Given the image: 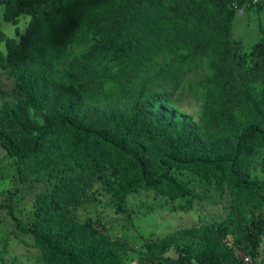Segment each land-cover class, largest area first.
Segmentation results:
<instances>
[{
	"label": "trees",
	"instance_id": "trees-1",
	"mask_svg": "<svg viewBox=\"0 0 264 264\" xmlns=\"http://www.w3.org/2000/svg\"><path fill=\"white\" fill-rule=\"evenodd\" d=\"M0 5L3 19L13 25L20 16L30 17L18 42L0 32L7 50L6 56L0 52V69L15 84L6 96L19 99L0 110V147L17 158L20 182L51 185L37 197L29 226L43 262L122 264L130 250L126 242L97 241L101 226L73 218L82 193L110 177L106 187L123 213L127 196L140 190L172 199L210 197L176 182L173 175L187 170L213 181L219 191L225 183L237 190L231 227L176 229L145 242L142 259L244 264L247 256L259 264L264 218L246 217L264 195V180L252 182L250 175L252 155L264 149V36L245 52L231 35L234 14L251 2L0 0ZM190 77L203 102L198 122L175 108ZM29 107L49 111L40 129L32 127ZM261 168L264 174V158ZM230 232L235 238L229 246L224 237ZM185 237L198 240L197 247L181 245ZM171 251L177 257L168 260Z\"/></svg>",
	"mask_w": 264,
	"mask_h": 264
},
{
	"label": "rangeland",
	"instance_id": "rangeland-1",
	"mask_svg": "<svg viewBox=\"0 0 264 264\" xmlns=\"http://www.w3.org/2000/svg\"><path fill=\"white\" fill-rule=\"evenodd\" d=\"M249 1L251 5L236 12L231 24V35L233 39L241 42L245 52H249L251 47L264 36V0ZM2 12L3 6L0 5V32L5 35V32L15 27L19 38L22 35L18 26L19 20L13 25L3 19ZM19 18L23 19L27 28L30 17L25 15ZM4 50V43L0 42V52L3 56H5ZM195 80V77H190L184 83L175 108L179 114L189 116L193 122H198L203 102L200 98V89L195 87ZM14 86L13 77L6 69H0V110L11 108L19 102V99L6 96ZM47 114H49L47 109L36 111L29 107L28 117L32 127L40 129ZM238 119L241 124L245 123L243 118ZM251 158V181H263L261 161L264 158V149L256 151ZM16 160V157L9 156L0 147V251L5 250V254L0 256V264H45L40 250L32 245L33 238L29 226L33 219L32 213L37 197L48 194L51 185L34 181L20 182ZM174 176L176 182L196 192H207L210 197L193 199L183 196L172 199L162 195L158 190H140L127 196L124 203L127 212L123 213L117 211L106 187L111 182L109 177L110 179L107 178L104 183L95 182L89 185L82 193L78 205L72 210V216L80 222L90 218L96 225L101 226L102 229L95 237L97 241L102 242L104 238L109 237L126 242L130 250L122 255V264H151L150 261L142 259L143 244L147 241L159 240L176 229L205 224L231 227L230 208L237 196V190L231 184L225 183L222 191H219L213 181L194 176L187 170H179L173 178ZM261 197L262 199H259L253 207L250 206L251 202H248L250 209L246 218L250 219L249 222L252 217L264 218V195ZM189 202L192 206L186 208ZM234 238L235 236L230 232L224 240L230 246ZM179 241L188 248H195L198 245V240L188 237ZM167 257L168 260H173L177 257V253L171 251ZM259 264H264V243L261 247Z\"/></svg>",
	"mask_w": 264,
	"mask_h": 264
},
{
	"label": "clouds",
	"instance_id": "clouds-1",
	"mask_svg": "<svg viewBox=\"0 0 264 264\" xmlns=\"http://www.w3.org/2000/svg\"><path fill=\"white\" fill-rule=\"evenodd\" d=\"M28 19H29V22H30V18H28ZM18 20H19V25L18 26L21 29L20 32H21V34H23V32L26 30V25H25V23H24L22 18H18ZM5 35L8 36L9 39H12V40H14L16 42H18V40H19V38L16 35L15 27H12L9 32H5ZM4 54H5V56L7 55V50L6 49L4 50ZM29 111H30V114H31V110H29ZM35 134L36 133H34V135Z\"/></svg>",
	"mask_w": 264,
	"mask_h": 264
},
{
	"label": "built area",
	"instance_id": "built-area-1",
	"mask_svg": "<svg viewBox=\"0 0 264 264\" xmlns=\"http://www.w3.org/2000/svg\"><path fill=\"white\" fill-rule=\"evenodd\" d=\"M243 263H244V264H252V260H251V258L245 256V257L243 258Z\"/></svg>",
	"mask_w": 264,
	"mask_h": 264
}]
</instances>
